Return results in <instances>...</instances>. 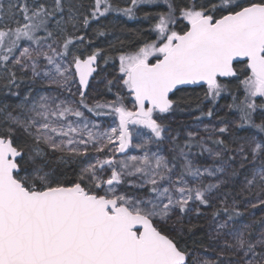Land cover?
I'll return each instance as SVG.
<instances>
[{
    "label": "snow or ice",
    "instance_id": "1",
    "mask_svg": "<svg viewBox=\"0 0 264 264\" xmlns=\"http://www.w3.org/2000/svg\"><path fill=\"white\" fill-rule=\"evenodd\" d=\"M143 4L166 9L144 13L154 20L149 31L155 39L121 52L119 76L107 81L109 91L114 83L127 90L132 108L119 93L90 105V78L104 50H88L91 40L76 34L80 25L87 29L111 11L132 19ZM4 15L0 3V21ZM7 15L15 26L0 27V70L9 88L19 87V71L60 91L33 96L29 88L18 111L0 107V264H264V217L241 223L240 202L218 194L227 182L219 174L234 177L252 165L241 192L255 189L257 199L244 203L264 206V116L254 120L258 110L264 113V100L257 102L264 98V0H130L123 8L94 0L82 19L73 0H9ZM96 33L105 35L100 28ZM109 59L114 58L104 62ZM220 78L238 80L243 97ZM183 85H206L204 97L213 105L222 94L232 95L227 108L236 118L217 117L220 126L204 125L207 136L188 131L181 145L163 117L178 104L170 94ZM84 109L118 123L100 131ZM214 114V107L201 111ZM130 125L149 134L135 133L139 142L133 144ZM233 128L260 135L239 136ZM166 133L171 161L149 150ZM130 147L143 155H126ZM193 147L199 152L192 153ZM205 153L211 164L194 162ZM53 155L60 165L87 162L69 178L52 166ZM206 177L216 180L206 183ZM201 206L212 209L209 245L201 247L215 251V259L185 240L196 227L185 218L201 216ZM226 254L234 259L222 261Z\"/></svg>",
    "mask_w": 264,
    "mask_h": 264
},
{
    "label": "trees",
    "instance_id": "2",
    "mask_svg": "<svg viewBox=\"0 0 264 264\" xmlns=\"http://www.w3.org/2000/svg\"><path fill=\"white\" fill-rule=\"evenodd\" d=\"M82 5L84 7H87L88 2L82 1ZM151 11L153 10L142 7L139 9V16L144 15V13L146 12L153 13ZM147 21L149 22L150 20ZM145 25L146 23L144 24L143 22L123 24L122 22L119 23V21H114L113 19L106 18L98 21L95 24H90L87 31L83 34H85L86 38L88 40H91V42L98 48L103 49V54H107L108 57H113L120 51L133 49L141 42H143L145 38L150 39L151 37L149 36L148 32L144 31V33H141V29ZM98 28L102 29L105 32V35H97L96 29ZM236 67L237 69H239L241 65L237 64ZM113 77H115L113 68H108L107 70L96 74L90 82L88 92H90L93 98H96L97 100H103L104 96L106 95V91L108 90L107 81L114 80ZM229 80L231 81L230 91L234 94L239 93V85H236L233 82L232 78H230ZM223 81L226 80H222V82ZM17 83L19 84L18 88L15 86H11V88H9L8 82L3 81L0 83V107L7 105L8 110H12L14 102L17 101L23 93L22 85H24V81L19 76H17ZM12 92H18L20 96H13L11 95ZM172 99L178 101V104L174 106L173 110L170 113L164 115L163 122L167 125L168 133H171L172 136H178V140L181 145H183L184 140L187 139L186 133L188 131H197L201 136H207L208 134L203 131L204 125L213 123L220 126L217 116H213L210 118H208V116L206 115L201 116V111L206 113L208 110L202 86L178 90L172 96ZM156 116L159 117L160 114H156ZM196 117H200V119L197 120ZM224 117L230 119V116L225 115ZM245 130L246 129H243L241 130V132ZM135 133L149 134L145 129L136 130L133 136V144L139 142ZM168 133L165 134L166 139L160 142L159 145L155 143L149 145V150L150 152H158V154L165 156L169 161H171V157L173 155V152L171 151L172 142L171 136H169ZM227 137L228 133L224 134V138L227 139ZM191 151L192 153L199 152L196 147H193ZM129 152L131 153V155H143V152L141 150L133 147H130ZM55 155L52 156V166L58 171L66 172L69 178H74L75 172H77L76 164H57L55 161ZM117 158H122V156ZM189 158H192V156L190 155ZM194 162L203 165L211 164L212 160L210 157H208V154L205 153L203 155H196ZM234 167L238 166L234 165ZM219 175L227 182L221 186L218 194L221 196V198H223L224 194H227L230 203L232 199L235 198L238 202H240L239 207L242 206V203L244 202L246 197H248V195L252 193H249L247 190H244L243 193L241 192V188L243 187V170L241 169L240 174L234 177H228L224 174ZM132 179L135 178L133 177ZM215 180L216 178H205L206 183L209 181L215 182ZM125 186L127 187V185ZM214 203H218V201H214ZM201 209V216L198 217L196 214H194L195 217L193 215H190L185 218L186 225L191 224L196 226L193 228V232L191 234L186 235L185 240L190 247H195L197 251L203 252L204 248L201 246L209 245L207 230L208 223L211 219L212 209L204 208L203 206H201ZM185 232H187V228H185ZM194 241L195 245H193ZM229 259H234V257H231L227 254L224 257H221L222 261Z\"/></svg>",
    "mask_w": 264,
    "mask_h": 264
},
{
    "label": "rangeland",
    "instance_id": "3",
    "mask_svg": "<svg viewBox=\"0 0 264 264\" xmlns=\"http://www.w3.org/2000/svg\"><path fill=\"white\" fill-rule=\"evenodd\" d=\"M82 1H86L88 2V6L87 7H84L82 5ZM13 3L16 2V0H12ZM0 3H3L4 5V9H5V15H4V19L3 21H0V27H5V26H12L14 27L15 24L12 20H9L8 18V15H7V8H8V4H9V0H0ZM28 3L31 4L32 3V0H28ZM73 3L74 5H76V10L79 14H81V19L83 18V15L85 14H88L91 10V8L93 7L94 5V0H73ZM111 3L113 4V6H118L120 8H123V7H126L130 4V0H111ZM144 6H146L148 9H152L153 13L155 12H158V11H161V10H166L164 8L163 5H147V4H143ZM142 6V5H140ZM106 18H111L113 19L114 21H119L122 22L123 24L127 23V24H132V20L133 19H129L127 17H125L122 13L120 12H116V11H111L109 13H107L105 16L103 17H100L98 20H95V21H91V24L92 23H97L98 21L102 20V19H106ZM17 19L21 20V22H23V18H22V15H19L17 16ZM130 22V23H128ZM154 23V20H150L149 21V24L145 25L142 27V31L141 33H144L145 32H148L149 36L151 37L150 39H155V36L154 34L150 33L149 29H150V26L151 24ZM182 25V24H181ZM178 27V25H177ZM88 29V28H87ZM87 29H84L82 25H80V31L77 32L76 34L77 35H80V34H83L87 31ZM68 31L69 32H72V28L71 26H69L68 28ZM40 35H43V33H40ZM21 46H26V42H22L21 43ZM94 47H97L95 44L91 43V46L89 47V51L91 50V48H94ZM139 46L137 47H134L133 49L129 50V51H134L136 48H138ZM128 52V51H126ZM121 53L118 52L116 53L115 55V58H114V62H113V72H114V75L115 77L119 76V59H118V56L119 54ZM106 56L103 54L100 59H102V63H101V66L104 67L107 65V63L104 62V58ZM110 61V59H109ZM108 61V63H109ZM111 62V63H112ZM154 62V61H153ZM6 74L3 70H0V83L1 82H7V79L5 78ZM17 76H19L23 81H24V85H22L23 87V93L22 95L20 96V98L14 102V105L12 107V110L10 111H13V110H16L15 109V106L17 104L20 103V101L23 99L24 95L28 92L29 88L32 89V95L33 96H38L39 94H48L49 92H52L53 94H55L56 92H59L60 90L59 89H56L55 86H52L51 88L49 86H47L46 84H42L39 80H37L35 83H33L31 81V72H27V73H20L19 71H17ZM113 77V78H115ZM233 79V82L236 84V85H239V81L232 78ZM240 79H243V76L240 77ZM229 80V79H228ZM16 87V86H15ZM203 87V91L205 93L206 91V86H202ZM73 91H75V89L73 88ZM117 93L121 94L124 98V103L125 105L128 107V108H132L133 106V99L131 96L127 95V90L126 89H122V87L120 86L119 83H114L113 84V87H112V90L109 91L107 90L106 91V95L104 96L103 100H97L96 98H93L90 94V92H88V103L91 105V104H94L96 102H99L101 104L107 102V101H112V100H115L116 99V95ZM238 94L241 98L243 97V89L239 86V93H236ZM65 96H67V93H61V98H64ZM78 98V97H76ZM224 99V100H222ZM262 100H264V98H258L257 102H261ZM205 101L207 102V108L209 109L210 107H214L215 109V114L214 116H217V117H224L225 115L227 116H230V119H234L236 118L237 114L236 113H233L231 111H229V109L227 108V105L229 103L232 102V95H229V94H222L221 97H219L215 103V105L212 104L211 101L205 99ZM18 111V110H16ZM84 112H85V116L87 117V119L91 122H94L96 124H99L100 125V131H103L105 129H107L109 126H115L116 123H118V121H116L115 117L114 116H111V115H100V116H96L94 115L93 113H89L87 112L86 109H84ZM233 114H231V113ZM261 116H264V113H261L259 110L257 111L256 114H254V119H255V122L256 123H259L260 122V119H261ZM210 118V117H208ZM69 119H75L73 117H69ZM219 123V121H218ZM209 127H213V126H217L218 127V124L215 125L213 123H210L208 124ZM220 125V123H219ZM130 129H134V132L136 130H140V129H143L141 128L140 126H135V125H130L129 126ZM204 128V127H203ZM246 130L245 131H242L243 129H230V132L232 133H235L236 135H239V136H246V135H257L259 136L260 134L256 133L255 129H251V128H245ZM146 130V129H145ZM148 132V130H146ZM229 136V134H228ZM228 138V137H227ZM208 146L209 147H212V144L210 141H208ZM130 148L126 151V155H131V153L129 152ZM92 155H95V154H92ZM117 157H121V154H117ZM81 161L83 162H87L84 160V158H79L77 163H76V167H77V171L79 170V165L81 163ZM238 166V165H237ZM253 166L252 165H248L247 166V169H242L243 170V179H242V183H244V178H245V175H249L251 174L250 170ZM109 174H110V171H109ZM256 190L254 189L253 192L248 195V197H246V199L244 201H248V200H251L252 202H256ZM261 199H264V196H261L260 197ZM240 209L241 211H243L245 214L239 218V221L241 223H251L253 220H259L261 217H264V206H259L255 209L251 208V207H247V205L243 202L242 203V206H240ZM195 212H193L192 214L190 215H193L195 217ZM189 215V216H190ZM210 222H211V219L208 223V232H209V229H210ZM253 227L258 231L259 230V225H253ZM205 256H208V257H211L212 259H215L216 258V255H215V251L213 250H209L207 252H202Z\"/></svg>",
    "mask_w": 264,
    "mask_h": 264
},
{
    "label": "flooded vegetation",
    "instance_id": "4",
    "mask_svg": "<svg viewBox=\"0 0 264 264\" xmlns=\"http://www.w3.org/2000/svg\"><path fill=\"white\" fill-rule=\"evenodd\" d=\"M142 7L147 8V7L144 6V5L139 6V7L136 9V15H135V17L132 18V19H133V20H132V23L143 22L144 24L146 23V25L149 24V22H148L146 19L143 18L144 15L139 16V9L142 8ZM110 19H111V18H110ZM130 20H131V19H130ZM147 22H148V23H147ZM128 23H130V22H128ZM90 24H91V23H90ZM182 27H183V25H181V24L178 25L177 30H181ZM142 43H143V42H141L138 46H140ZM136 47H137V46H136ZM129 50H131V49L124 50V51H121V52H126V51H129ZM104 55H105V54H104ZM115 55H116V54H115ZM105 56L108 57L107 54H106ZM112 58H115V56H113ZM112 61L114 62V59H110L109 63H107L106 66L102 67V66H101L102 59L99 58V67H98V71L95 73V75L98 74V73H101V72H103V71H105V70H107L108 68H113V62H112ZM111 62H112V63H111ZM157 114H158V113H157Z\"/></svg>",
    "mask_w": 264,
    "mask_h": 264
},
{
    "label": "water",
    "instance_id": "5",
    "mask_svg": "<svg viewBox=\"0 0 264 264\" xmlns=\"http://www.w3.org/2000/svg\"><path fill=\"white\" fill-rule=\"evenodd\" d=\"M95 76V73L93 74V77ZM90 78V82L92 80V78ZM221 80H228L230 78H220ZM199 86H206V85H183V86H179V89L178 90H181V89H186V88H193V87H199ZM207 87V86H206ZM178 90H174V93L177 92ZM171 98H172V94H170Z\"/></svg>",
    "mask_w": 264,
    "mask_h": 264
}]
</instances>
